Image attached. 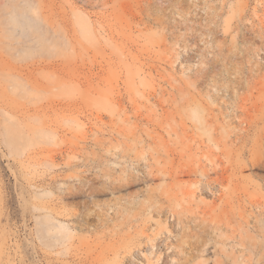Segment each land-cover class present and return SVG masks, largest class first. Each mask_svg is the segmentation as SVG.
Segmentation results:
<instances>
[{
    "label": "rangeland",
    "instance_id": "374dc122",
    "mask_svg": "<svg viewBox=\"0 0 264 264\" xmlns=\"http://www.w3.org/2000/svg\"><path fill=\"white\" fill-rule=\"evenodd\" d=\"M262 215L264 0H0V264L212 262Z\"/></svg>",
    "mask_w": 264,
    "mask_h": 264
},
{
    "label": "bare ground",
    "instance_id": "6f19581e",
    "mask_svg": "<svg viewBox=\"0 0 264 264\" xmlns=\"http://www.w3.org/2000/svg\"><path fill=\"white\" fill-rule=\"evenodd\" d=\"M12 24L13 26V33H15L16 30L21 29V37L28 38L32 41H37L40 43V40H43L42 38L44 37L43 33L41 32V26L39 22L31 21L30 17L24 14L23 11L19 12L17 10H13L10 12V16L7 20ZM31 30V31H28ZM28 31V32H27ZM12 33V34H13ZM41 36V37H40ZM219 59L216 57L214 61L211 63L213 67H218ZM207 113V109L204 107H199L196 109L194 113V118L196 123L200 124L204 129L209 126V121L205 118V114ZM205 119V121H204ZM250 125L253 123L252 120L248 122ZM206 130V129H205ZM231 134V133H230ZM241 134H234L236 138H238ZM233 136V137H234ZM248 136V135H245ZM243 137V136H240ZM196 172V171H195ZM197 173V172H196ZM181 174H187V172H182ZM167 176L172 177L171 174L166 173ZM202 177L206 179V183L201 184L202 186V191L206 192L208 189L215 183L219 182V179L211 181L210 174L209 172L205 171L202 172ZM181 177L180 175H177L176 177H172L174 179H177ZM154 193V192H152ZM237 198L238 201H241V197H234ZM229 202H227V205ZM222 209L221 213L218 216V220L214 217L213 220L211 221L212 223L215 222L218 225L222 224H227L228 226L232 224V221L234 218H236V213L228 210V207L221 206ZM261 215V214H260ZM264 216V215H262ZM239 217H242V214H240ZM180 218H178V221ZM50 218H46L44 220V228H43V234H50L53 232L57 236V240L60 241L61 239H64L67 237V228L60 224L59 227H56L52 224H50ZM213 225H211L212 227ZM227 227V232L229 234H221L220 237L221 239L219 240L220 243L223 244L221 252L217 251L216 253L219 255H222V258L214 260L210 262V260L205 258V253L210 254L212 253L211 248H218L217 243L214 244L215 247L211 246L209 248L208 246L210 245V241H213L214 238L209 236H204L207 239H204L202 241H197L194 245L195 248L193 249V252L190 256V258L187 259V262H184L183 264H190L195 260H199L197 264H241V259L246 257L247 255L252 256L256 255L261 256L264 258V218L258 219L256 223L253 225V227L250 229L251 232H254L255 235L250 236V235H245L246 233L248 234V231H244L242 226H240L237 230L241 233L240 235L237 234V230H228ZM261 240H260V239ZM151 241V246L155 247L156 245L162 246V242H157L154 244V241H158L157 238H153L150 240ZM231 242V243H230ZM159 243V244H158ZM230 246V248H226ZM215 248V249H216ZM218 250V249H217ZM248 261V260H247ZM249 262V261H248ZM132 264H136L135 262H132Z\"/></svg>",
    "mask_w": 264,
    "mask_h": 264
}]
</instances>
